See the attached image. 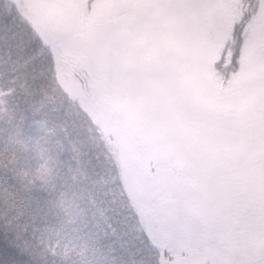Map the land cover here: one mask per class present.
Returning <instances> with one entry per match:
<instances>
[{"label": "trees", "instance_id": "16d2710c", "mask_svg": "<svg viewBox=\"0 0 264 264\" xmlns=\"http://www.w3.org/2000/svg\"><path fill=\"white\" fill-rule=\"evenodd\" d=\"M91 1L94 6L98 4L96 10L102 14H112L106 18L109 26H100L103 33L96 43L100 49L103 42L107 43L102 52L105 58L96 45L97 49L90 50L85 39L81 47L69 39H52L37 9L28 11L22 5L24 11L16 0H0V264H174L171 252L143 221L132 191L134 186L144 190L147 201L149 193L165 187L160 174L171 177L178 171L181 176H175L176 183L184 194L169 209L155 208L160 218L173 219L168 217L167 223L157 217L164 225L159 231L168 235L178 228L175 234L186 233L189 239L216 250H221L225 238L232 239L239 243L229 247H235L232 256L242 255L245 249L254 262L264 264V222L257 228L252 209L236 203L239 200L222 185L224 165L219 164L217 150L207 153L202 146L207 143L212 147L214 142L202 120L208 106L198 100V95L186 92V82L181 86L178 79L166 84L141 77L142 84L137 71L142 70L143 62L149 61L147 71H159V78L165 81L168 72H174V66L167 64L172 57L163 49H144L140 57L133 58V48L128 47L133 46V39L120 35L125 26L120 1ZM236 1L229 0L225 8L237 21L245 23L261 17L264 0H244L247 5H234ZM214 19L218 21V17ZM177 31L188 33L191 45L199 47V35L193 29ZM239 31L233 30L226 37L238 39ZM136 35L141 36L140 32ZM88 36L90 33L83 34L84 38ZM145 39L150 42L148 36ZM72 47L86 54L67 58L86 65L82 69L88 81L82 86L76 84L82 92L78 94L67 87L59 72L62 49ZM110 49L116 51L111 53ZM134 55L139 53L135 51ZM106 61L116 65L114 81L122 83L111 87L104 101L117 121L115 126L125 135L131 133L126 148L135 165L128 164V173L115 151L117 133L104 130L80 97L81 93L85 99L94 98L88 84L89 80L93 84L90 69ZM174 63L191 64L183 61V55ZM212 64V72L217 71L218 62ZM121 72L130 78H121ZM139 84L144 89H138ZM124 112H132L125 122L120 116ZM196 146L204 152L197 153ZM165 153L173 154L172 165L160 161L162 156L158 155ZM156 163L161 164L155 168L157 172L152 165ZM188 163L192 165L190 176L186 172ZM259 188L264 190V185ZM243 189L246 191V187ZM149 207L154 210L153 204ZM205 209L212 215L203 218ZM187 237L180 245L184 252L191 245ZM197 253L189 254L190 264L202 263Z\"/></svg>", "mask_w": 264, "mask_h": 264}, {"label": "flooded vegetation", "instance_id": "af4514ba", "mask_svg": "<svg viewBox=\"0 0 264 264\" xmlns=\"http://www.w3.org/2000/svg\"><path fill=\"white\" fill-rule=\"evenodd\" d=\"M56 1L59 4L61 2V4L58 5ZM56 1L29 0V5L31 11H35L38 6L44 22L48 26H54L53 28L56 32L59 30L63 37L67 35L70 40L79 44L78 46L80 47L85 39V44L87 46L90 44L89 49L91 50L97 41H93V38H91L93 36L91 35L84 38L83 34L87 32L101 37L103 33L101 28L103 27L100 26L105 24L107 22L106 18H109L112 14H102L101 11L96 10L98 4L94 6L91 0H89V3L85 0ZM109 1L111 2V0ZM119 1L121 4L125 3V0H118L117 3ZM216 3L219 6L211 11L210 17H207L209 20L208 27L206 29H193L192 31L196 36L199 35L198 42L196 43V45H199L198 48L191 45L193 42L191 39L188 40V33H179L176 29L162 30L151 22L134 21L132 19L133 12L124 7L122 10L125 26L120 35L123 37L129 36L130 40L133 39L134 43L131 46L133 47V58L140 57L144 49L156 50L158 52H161V49H163L164 52L172 57L168 60L167 64L171 63L174 66V72H168V78L165 81L159 78V71L153 73L147 71L149 61L143 62L141 65L142 70L137 71L140 75L138 80L141 83L142 78L154 79L166 84L178 79L177 83L181 86L182 84L184 86L186 82L187 86L184 87L186 92L189 93L191 91L195 95H198V100L208 106L209 110L203 114L202 120L205 122L204 125H207L210 129V133L206 134L214 142L211 141L212 147H209L207 143H202L204 151L209 153L212 150H216L215 145H218L216 153L220 156L219 164L230 167L232 171L231 186L225 187L223 185V187L230 191L235 199L239 200V202L235 200L239 206H248L252 209V213L255 214L256 226L257 228H261V222H264V190L259 188L261 184L258 179V165L264 162V113L257 110L252 94L247 89L236 87L237 75L232 79L231 84L233 87H230L231 84H225L222 81L219 69L212 72V62L221 61L224 64L227 59H229L230 63L233 62L232 53L238 48L228 47V44H237L241 41L233 39L229 42L227 39L219 38L224 32L233 29V25L255 26L254 34L258 36L264 35V17H262V15L264 16V9L260 13L261 17L259 16L253 22L238 23L233 22L231 11L225 8V4L229 3V0H220L219 3ZM234 5L236 4L234 3ZM215 17H218V21H212L215 20ZM88 21L92 22L93 26H89ZM107 24L104 25V28L109 26ZM139 24H145L146 26H139ZM85 26H89L88 31L86 28L83 31ZM94 26H96L95 31L93 30ZM139 32L141 36L136 35ZM147 33L148 35H145ZM133 36H136L137 39H134ZM147 36L150 42L145 39ZM112 37L117 42L119 40L123 42L117 36ZM74 39H77V41ZM111 42L114 43L115 41L111 39ZM167 44L169 45L168 47H166ZM97 47L100 49L99 46ZM106 47L107 43L103 42L100 49L101 52H99L103 58L107 56L106 53H102L106 50ZM114 47L119 49L118 46ZM181 50L184 52L180 53ZM195 50L197 51L194 57L192 53ZM115 51L110 49L111 53ZM135 51L139 55H134ZM246 53L251 57L255 55V50L249 46L246 49ZM84 55L86 54L81 53V56ZM89 55L96 56V54H90V52ZM182 55L183 61L185 63L191 62V64L175 66L174 56L180 57ZM71 56L78 59L74 54H71ZM143 59L145 58L143 57ZM104 65H106V80L115 86L118 83L122 84L120 82L115 83L114 81L115 77L113 73L114 66L116 65L111 62L107 63V61L104 62ZM175 68L181 70L177 71ZM127 78L130 77L128 76ZM142 84L138 85V89L141 87L144 89V85L142 86ZM132 94L133 97H136L134 92ZM125 114L128 120H130L129 114H132V112ZM204 139L208 140L206 135ZM196 147L197 153L199 151L204 152L200 146ZM160 176L163 178L164 186L178 185L176 175L168 177L166 173H162ZM244 187H246V191L243 189ZM235 191L238 193L237 196L235 195ZM251 202L252 205H249ZM168 214L170 215V213ZM201 214H204L203 218L212 215L206 209L202 210ZM169 219L173 220L171 217Z\"/></svg>", "mask_w": 264, "mask_h": 264}, {"label": "rangeland", "instance_id": "374dc122", "mask_svg": "<svg viewBox=\"0 0 264 264\" xmlns=\"http://www.w3.org/2000/svg\"><path fill=\"white\" fill-rule=\"evenodd\" d=\"M25 1L27 2L28 5H26ZM19 2L21 5L25 6L26 8L28 6V8L30 9L29 0H19ZM22 9L25 11L24 7H22ZM37 10L38 12L40 11V8L38 6H37ZM87 23L89 26H93L92 22L88 21ZM57 36H58V40L62 39V35L59 32V30H57ZM74 68L75 66L71 65L70 62L63 61L62 63H60L62 81L67 85L69 89H72L74 94H78L79 92H81L80 88L76 87V84L74 83L73 79L70 76H68V74L66 73L68 72L69 74H72L74 72ZM120 74H122V72ZM81 76L83 78L82 79L83 83L80 84V86H82L83 84L85 85L88 79V76L86 77V75L83 73ZM79 77L80 75L78 74L74 75L75 79H78ZM70 80H72V82H70ZM230 87H233V85L231 84ZM81 93H80V97L85 100V104L95 114V116L97 117V120L100 121V123L102 124L103 129L110 133L111 132L117 133V139L114 142L116 146L115 151L121 163L125 164V169L127 170V173H128V170H129L128 164L135 165V162L131 158H129V155H128L129 151L126 148V146L129 147V143H128L129 139L127 135H125L124 131L121 130L117 124L115 126V123H117V121L115 122L110 112H108L105 106V103H106L104 101L105 99H102V97L99 95H94V98L92 96H88L87 98L89 99H85L81 95ZM215 148L217 149V147ZM167 155L168 154L165 153V154H160L158 156H162L160 161H164V162L167 161L166 165H172L171 161H169L168 159L165 160L167 158ZM191 168H192V165L188 163L187 171H188L189 176L192 173ZM229 173L230 172H225L222 174L228 175ZM128 177H129V174H128ZM228 180H231V177H228ZM228 180H225V181L229 182ZM129 185H130V181H129ZM132 193H133V196L136 198V202H137L136 204L138 205V207H140V211L144 213V219L146 220V225L150 233L153 236L158 235L162 244L165 247L164 249L169 250L171 252V257H170L171 263L190 264L188 261L189 254H191L192 256H196L195 253L201 251L200 254L198 253L197 254L199 256H202L205 252L204 250L206 249V255L204 257V261H202V263L200 264H238V262L239 264H254V258L252 257V255L244 256L245 252L244 254L241 255V257H237L239 258V260H236L235 256H231L234 254L235 247L234 248H229V247H231L232 244L234 245L239 244V243H235V241L233 242L232 239L225 238L223 242L221 243V247H220L221 250H216V248H212L211 246H209L211 249L210 250V249L205 248L206 243L197 242L192 239H189L186 233L175 234L178 228L173 229L175 231L168 235H164V232L159 231V229H161L164 225H162L160 222L156 220V218L158 217V212L156 211L155 208H157V206H160L163 209H169L171 206L175 205L178 199L182 198L184 194L183 191L179 189V187L178 188L168 187V188H163L155 193L151 192L147 195V198H148L147 201H145L146 192H144V190L139 189L138 191L137 188L134 186ZM145 202L147 203L148 207L145 205ZM151 204L154 205V210L153 208L149 207L151 206ZM145 213L148 216L145 215ZM164 223L167 225L166 222ZM186 237L188 238L189 244L191 245L188 246L189 247L188 251L184 252L180 248L181 247L180 245L183 243ZM242 246L243 244L240 242V247ZM179 253H181L183 256H179L178 255ZM223 253H226L225 254L226 256H224Z\"/></svg>", "mask_w": 264, "mask_h": 264}, {"label": "snow or ice", "instance_id": "6c2138e0", "mask_svg": "<svg viewBox=\"0 0 264 264\" xmlns=\"http://www.w3.org/2000/svg\"><path fill=\"white\" fill-rule=\"evenodd\" d=\"M120 7L133 10L132 19L151 22L162 30L206 29L207 17L218 7L215 0H126ZM235 25H233V30ZM251 47L255 55L248 56ZM237 66L236 87L247 89L253 97L257 110L264 113V35L241 39V47L232 53ZM258 179L264 185V162L258 165Z\"/></svg>", "mask_w": 264, "mask_h": 264}]
</instances>
